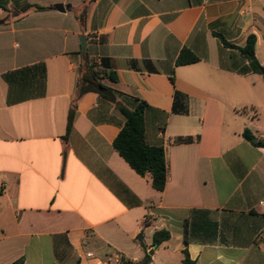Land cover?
<instances>
[{
    "label": "crops",
    "instance_id": "0c3cea01",
    "mask_svg": "<svg viewBox=\"0 0 264 264\" xmlns=\"http://www.w3.org/2000/svg\"><path fill=\"white\" fill-rule=\"evenodd\" d=\"M3 1L0 264H183L185 252L192 264H264V147L242 137L264 142V77L242 74L239 51L256 37L264 68V0H26L45 10L18 20ZM82 36L116 73L118 101L147 104L163 192L116 152L125 118L97 94L79 99L64 138ZM184 49L199 62L176 66ZM38 64L44 96L8 105L3 76ZM29 79L20 93L39 94ZM160 231L170 239L153 247Z\"/></svg>",
    "mask_w": 264,
    "mask_h": 264
},
{
    "label": "trees",
    "instance_id": "16d2710c",
    "mask_svg": "<svg viewBox=\"0 0 264 264\" xmlns=\"http://www.w3.org/2000/svg\"><path fill=\"white\" fill-rule=\"evenodd\" d=\"M14 4L13 18L18 20L30 11H43L36 5L29 4L26 0H11ZM0 8L8 11L7 1L0 0ZM218 37L225 45H228L224 38ZM229 46V45H228ZM256 37L250 36L244 48L239 51L248 59V66L242 70V74H258L264 77V68L259 64L255 56ZM199 62V58L190 50L184 49L176 60V66H186ZM30 78L36 77V83L40 82L39 94H21L20 91L28 86H32ZM8 84V105H14L31 99L44 96L46 81V68L44 64L26 67L3 76ZM118 81L117 75L111 70L107 59H101L100 64L95 59L90 58L87 52L77 68V82L74 100L69 110L66 128V138L72 131L76 117V104L81 97L86 94H97L100 98L114 104L125 118V125L121 129L114 141V149L129 164V166L140 176L151 178L152 187L163 192L168 177V167L166 156L162 147H152L146 143L145 113L147 104L136 100V107L129 110L118 101V92L113 85ZM171 82L174 83L173 77ZM179 97V94H176ZM242 137L253 143L257 147H264V142L255 141V137L250 130L246 129ZM170 239V234L166 231L155 233L153 237V247H158ZM151 256L146 254L139 262L123 261L122 264H150ZM19 260L14 264H22ZM183 264H192L187 252Z\"/></svg>",
    "mask_w": 264,
    "mask_h": 264
},
{
    "label": "water",
    "instance_id": "95a60500",
    "mask_svg": "<svg viewBox=\"0 0 264 264\" xmlns=\"http://www.w3.org/2000/svg\"><path fill=\"white\" fill-rule=\"evenodd\" d=\"M55 9L61 13H64L67 9H69V7L63 6L62 4H58L55 6ZM81 48H82V56L85 57L87 53V39L85 36L81 37Z\"/></svg>",
    "mask_w": 264,
    "mask_h": 264
},
{
    "label": "built area",
    "instance_id": "2783aa9c",
    "mask_svg": "<svg viewBox=\"0 0 264 264\" xmlns=\"http://www.w3.org/2000/svg\"><path fill=\"white\" fill-rule=\"evenodd\" d=\"M87 257H89V258L92 257V254H87Z\"/></svg>",
    "mask_w": 264,
    "mask_h": 264
},
{
    "label": "rangeland",
    "instance_id": "374dc122",
    "mask_svg": "<svg viewBox=\"0 0 264 264\" xmlns=\"http://www.w3.org/2000/svg\"><path fill=\"white\" fill-rule=\"evenodd\" d=\"M20 44V42H18Z\"/></svg>",
    "mask_w": 264,
    "mask_h": 264
}]
</instances>
